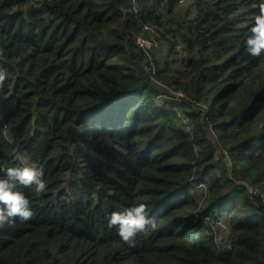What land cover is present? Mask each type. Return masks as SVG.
<instances>
[{"label": "trees", "instance_id": "1", "mask_svg": "<svg viewBox=\"0 0 264 264\" xmlns=\"http://www.w3.org/2000/svg\"><path fill=\"white\" fill-rule=\"evenodd\" d=\"M184 3L0 0V168L19 153L47 179L21 189L34 215L0 228V264H264L245 186L264 192V53L243 47L257 0ZM144 25L183 44L170 75L138 46ZM154 78L184 96L157 101ZM136 202L155 227L127 243L105 216ZM230 202L221 251L205 218Z\"/></svg>", "mask_w": 264, "mask_h": 264}, {"label": "clouds", "instance_id": "2", "mask_svg": "<svg viewBox=\"0 0 264 264\" xmlns=\"http://www.w3.org/2000/svg\"><path fill=\"white\" fill-rule=\"evenodd\" d=\"M243 47L248 55L259 57L264 53V0H257V12L249 21ZM9 70L0 66V92L7 80ZM32 189L42 194L47 189V179L40 163L29 156L17 153L14 162L0 168V228L13 225L17 220L28 221L34 215L29 196L21 189ZM109 228L127 243H133L137 234L155 227V220L143 202L113 210L105 216Z\"/></svg>", "mask_w": 264, "mask_h": 264}, {"label": "built area", "instance_id": "3", "mask_svg": "<svg viewBox=\"0 0 264 264\" xmlns=\"http://www.w3.org/2000/svg\"><path fill=\"white\" fill-rule=\"evenodd\" d=\"M180 3H184L186 0H179ZM31 6L35 7L36 2H30ZM144 30L148 32L147 35H139L136 38V42L140 48H142L144 51L148 52L150 49H152L156 41L158 39V31L153 29L149 25H144ZM176 48L181 52L184 51V46L182 43H178L176 45ZM154 80H156L154 78ZM157 83V81H154ZM159 82V81H158ZM163 92H160L158 95H160ZM180 96L183 97V93L179 92ZM169 96L174 95H168L165 94L163 99L168 98ZM174 98H177L174 96ZM180 98V97H178ZM160 99V100H163ZM185 125L187 126L189 124V120L185 118ZM223 159L227 160V152L222 156ZM247 188V196L250 199V201L257 205L256 198L259 197L261 201L264 203V192L261 190L254 188L252 185L245 184ZM233 214L227 210L221 211L220 213H217V215L214 218L206 217V221L212 222V230H214L216 241H218L219 244V250H230L232 248V240L228 238V231L230 229V221L232 219Z\"/></svg>", "mask_w": 264, "mask_h": 264}, {"label": "rangeland", "instance_id": "4", "mask_svg": "<svg viewBox=\"0 0 264 264\" xmlns=\"http://www.w3.org/2000/svg\"><path fill=\"white\" fill-rule=\"evenodd\" d=\"M192 3V0H188L186 3L182 4V6L187 7L188 5H190ZM185 10L183 8H181L180 10H176V20L175 22H185L184 18H185ZM151 26L153 29L158 31V39L156 41L155 46L153 47V57L151 59L152 64L155 66V68H158V65L156 64V62H160L162 64V67L165 66L166 64H168L169 66H167L166 69V73H168V75L171 74V72L177 68V66L175 64H173L174 59L177 58H182L184 55H186V53L183 51H181L180 53H178V55H176L172 50H171V46L170 44L167 43V41L165 40L164 36L162 35V32L155 26L153 25H149ZM178 43L175 44V47ZM145 62V61H144ZM146 64V63H145ZM143 64V65H145ZM146 70L148 69V67L145 65ZM157 81V80H154ZM161 84L162 86V90L160 95L156 96L157 101L161 102L160 99H163L165 94L168 95H174L176 97H181L180 93L181 91H176L175 89L166 86L165 84H162L160 82L157 81V84ZM233 203H226L223 208L221 209V211H225L228 210L230 208H232Z\"/></svg>", "mask_w": 264, "mask_h": 264}]
</instances>
